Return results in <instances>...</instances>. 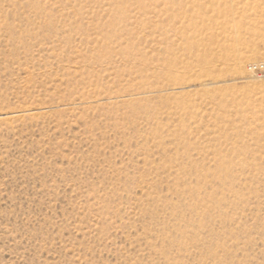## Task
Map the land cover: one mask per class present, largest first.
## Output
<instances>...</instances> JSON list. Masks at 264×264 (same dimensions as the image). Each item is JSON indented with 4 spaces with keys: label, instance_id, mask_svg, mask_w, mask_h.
Instances as JSON below:
<instances>
[{
    "label": "rangeland",
    "instance_id": "1",
    "mask_svg": "<svg viewBox=\"0 0 264 264\" xmlns=\"http://www.w3.org/2000/svg\"><path fill=\"white\" fill-rule=\"evenodd\" d=\"M254 64L264 0H0V264H264Z\"/></svg>",
    "mask_w": 264,
    "mask_h": 264
},
{
    "label": "bare ground",
    "instance_id": "2",
    "mask_svg": "<svg viewBox=\"0 0 264 264\" xmlns=\"http://www.w3.org/2000/svg\"><path fill=\"white\" fill-rule=\"evenodd\" d=\"M230 9H232V8H230ZM229 9V10H230ZM229 12H227V14H228ZM230 14V13H229ZM233 14H234V12H233ZM240 27V26H239ZM262 29V28H261ZM259 31V30H258ZM261 31V30H260ZM250 60V58H248L247 56H245L244 54H238V55H236L235 56V59H234V64L232 65L233 66V69H234V71L235 72H242L243 71V68H244V66L246 65V63L248 62ZM209 84V83H208ZM177 88V87H176ZM176 88H171L170 90H173L174 91V89L176 90ZM161 90H163V88L161 89H157V90H148V89H146L145 91H143V92H140V93H138L139 95H143V96H145V97H152V95H154V94H156V93H158V92H161ZM164 91V90H163ZM163 93V92H162ZM138 94H129V96H132V95H138ZM129 96H127V97H129ZM118 97V99L119 98H121V99H123L124 97H126V96H117ZM98 100H101V99H97V101ZM8 118V117H7Z\"/></svg>",
    "mask_w": 264,
    "mask_h": 264
},
{
    "label": "built area",
    "instance_id": "3",
    "mask_svg": "<svg viewBox=\"0 0 264 264\" xmlns=\"http://www.w3.org/2000/svg\"><path fill=\"white\" fill-rule=\"evenodd\" d=\"M262 69H264L263 64H254V65L250 66V70H252V71H258V70H262Z\"/></svg>",
    "mask_w": 264,
    "mask_h": 264
}]
</instances>
